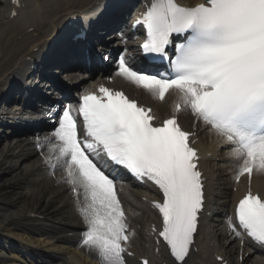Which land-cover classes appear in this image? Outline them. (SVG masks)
Returning a JSON list of instances; mask_svg holds the SVG:
<instances>
[{"label":"snow or ice","instance_id":"1","mask_svg":"<svg viewBox=\"0 0 264 264\" xmlns=\"http://www.w3.org/2000/svg\"><path fill=\"white\" fill-rule=\"evenodd\" d=\"M135 23L146 30V54L165 59L173 46L170 74L134 69L121 57L116 75L161 102L170 91L176 93L173 112L190 110L242 160L237 181L254 170L264 172V0H202L194 6L149 0ZM174 36L181 42L174 44ZM191 135L175 114L162 119L104 85L83 94L77 109H62L52 133L58 143L50 147L58 155L55 163L51 156L45 163L65 166L73 191L84 189L89 202L81 209L82 246L101 264H125L129 240L116 181L104 168L108 162L159 190L161 199L153 202L162 217L158 235L175 264H185L203 209L202 173ZM235 218L237 224L228 221L230 230L242 229L264 245V199L249 191Z\"/></svg>","mask_w":264,"mask_h":264},{"label":"bare ground","instance_id":"2","mask_svg":"<svg viewBox=\"0 0 264 264\" xmlns=\"http://www.w3.org/2000/svg\"><path fill=\"white\" fill-rule=\"evenodd\" d=\"M181 1L191 4L200 2ZM104 2L105 0H21L20 8L16 10L14 17H11L9 10L8 16L0 24V95L6 94L11 85L7 83L14 76H18L21 81L24 79L28 72L27 65L33 58L42 59L45 55L42 60H47L49 53L58 54L57 48L61 45L65 48L62 51L66 52L59 58H52L55 64L69 68L87 65L89 62L84 58L79 43H71L75 24L64 33L61 28L70 18H80L87 13L90 18L96 15ZM127 6L129 4H124L119 10L103 17L99 23L104 26L119 20L126 13ZM81 23L83 22H78L77 25ZM112 85L126 89L130 97L152 108L162 119L175 114L178 123L192 133L191 140L198 151V170L202 173L205 194L194 243L190 246L185 264H264V252L261 251L264 245L258 242L256 245L252 244L238 228L235 232L229 228V219L235 224L233 214L231 215L233 203L247 189L245 182L236 185L233 181L242 160L234 161L235 158L230 155L231 146L211 132L203 122L197 121L190 110L183 109L174 113L173 106L178 99L176 93L171 91L161 102L142 88L134 87L133 83L124 77H119ZM186 113L191 118L184 117ZM0 114L5 115L3 111ZM13 119L10 117L3 121ZM26 141L16 146L5 145L0 149V169L6 165L8 171L1 175V178L15 174L14 181H5L0 186V237L11 243L24 241L33 248L35 254H43L47 260L43 261L40 256L37 259L30 256L23 258L15 252L3 251L0 245V264H101L94 251L82 246V234L86 225L81 209L89 202L84 189L75 186L78 190L76 194L63 200L58 199L65 197L63 195L67 190L73 191L74 185L67 182L65 166L57 163L53 169L51 164L45 163V158L49 156L55 163L58 153L50 152L51 145L56 142L55 137L42 139L38 143H33L28 138ZM38 144L44 148L38 150ZM18 148L20 150L17 152ZM31 161V169L27 170V166L18 172L20 166ZM30 172L37 173L38 177L23 189V193L16 191L15 185L23 184L22 180L26 179ZM54 172V180L45 174L51 176ZM246 183L253 192L264 197V172L254 170L250 178L247 176ZM60 184H65L66 190L58 191L57 195L46 199L45 197L51 194L50 190ZM31 187L34 189H30ZM146 188V193H141L136 187L119 188L123 190L119 199L120 205L130 211L132 222L144 223L139 212L150 219L143 234L146 254L140 252V234L137 232L128 245V249L136 254L135 261L131 258L130 264H137L139 258H149L151 264H175L165 250L161 248L157 251L152 247V243L157 241L156 231L160 226L158 221L162 218L151 210L150 202L144 201V198L155 194L152 188ZM13 195L16 197L11 198ZM56 203L59 204L56 206ZM51 206L56 207L54 209Z\"/></svg>","mask_w":264,"mask_h":264},{"label":"rangeland","instance_id":"3","mask_svg":"<svg viewBox=\"0 0 264 264\" xmlns=\"http://www.w3.org/2000/svg\"><path fill=\"white\" fill-rule=\"evenodd\" d=\"M4 172V170L2 171V172H0V174H2ZM1 176V175H0ZM7 179H5V180H0V186L4 183V181H6ZM19 192H21L20 190H19ZM0 194H1V192H0ZM1 196V195H0ZM15 196V195H14ZM14 196H11V198H13Z\"/></svg>","mask_w":264,"mask_h":264}]
</instances>
